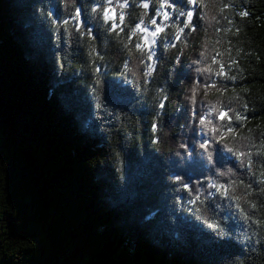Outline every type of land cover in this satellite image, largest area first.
<instances>
[{
  "label": "trees",
  "instance_id": "16d2710c",
  "mask_svg": "<svg viewBox=\"0 0 264 264\" xmlns=\"http://www.w3.org/2000/svg\"><path fill=\"white\" fill-rule=\"evenodd\" d=\"M127 2L117 36L103 19L105 0H0V264H264V227L256 222L264 195L247 197L258 210L241 200L247 219L209 187L236 181L239 196L241 181L264 187L258 148L249 171L222 147L247 151L246 136L264 142V0H200L197 30L185 29L180 42L178 13L191 5L175 0L151 61L134 48L143 34L124 45L160 0ZM76 7L95 41L63 24ZM217 52L221 63L237 60L235 81L201 71L218 67ZM210 75L229 91L198 87ZM234 93L241 99L229 106L247 119L235 140L210 146L209 161L199 117ZM200 192L207 198L195 201Z\"/></svg>",
  "mask_w": 264,
  "mask_h": 264
},
{
  "label": "snow or ice",
  "instance_id": "6c2138e0",
  "mask_svg": "<svg viewBox=\"0 0 264 264\" xmlns=\"http://www.w3.org/2000/svg\"><path fill=\"white\" fill-rule=\"evenodd\" d=\"M187 3L191 5V10L188 11H180L178 13L179 16L185 17V22L183 24V27H180L178 31L175 33V40L177 42L181 41V36L184 34L185 29H189L191 32H195L197 30L198 24L194 22V16L196 20H199V14L197 13V9L206 7L203 3L200 2V0H187ZM106 6L102 10V16L103 19L108 22L111 21L109 31L115 32L117 36H120L121 33L124 32V21H125V13L123 12V9L127 8L128 2L127 0H124L123 3H120L119 0H117V4L113 5V0H105ZM142 7L143 9L147 10L149 9V3L143 2L142 4L138 5ZM229 4H224L221 7V11H223L225 8L229 7ZM117 8H119L121 11L119 13V16L117 18ZM168 9H171L172 12L176 11V4L175 0H160L159 7L156 8L153 12V17L148 21L147 24L144 23V19L141 18L139 23L135 25L134 28L129 29V37L127 40V43H125V47L128 48L131 44V38L136 37L138 33L143 34L142 39L143 43H140L139 40L134 45V48L136 51H138L142 57L146 54V60L151 61L153 60V57L156 55L154 49V46L156 45V37L165 31L167 27H169L168 24L164 23V21H169L171 19L172 13L168 11ZM94 10H100L95 9ZM144 16H147L148 13L145 12L143 14ZM241 16H248L247 12L240 13ZM162 17V21L160 24H157V18ZM118 21V22H117ZM231 22V21H230ZM63 24L68 25L72 24L73 27H75L76 31L80 32L81 35L86 36L88 39L95 41L96 37L92 34L91 28L87 27L83 22V16L81 12L80 7H76L71 15V19H65L63 21ZM175 22H173L174 26ZM170 47H176L175 43L170 42ZM91 54L95 56L97 59L102 60V56L99 52L96 51V48L93 47L91 49ZM204 55V53H202ZM221 53L217 52L216 56L212 57V63L217 64V68H213L211 65L208 67L201 69L203 72H208L210 74H214L217 77H221L222 79L229 80V81H235L236 76L230 75L229 73L232 70V65H236L237 69L239 67L238 62L235 58L230 57V64H224L221 63L217 57H219ZM205 59H208L207 55H205ZM124 69L126 71H132L131 68H129V65L126 63L123 65ZM146 71L144 73L145 76H151L154 72V67L150 64H146ZM100 69L97 68L96 72L99 73ZM202 86L205 89V92L209 89H215L218 93H227L229 91L228 85H217V83L213 80H211V75L209 76V82L204 83ZM240 96L238 94H233L232 97L229 98L228 104L224 105L223 107H218L219 101L217 104L209 103L208 106V112L205 113L203 116L199 117V123L203 127V129H206L203 134L210 137L209 140L204 141L201 143L200 147L203 148L205 151H207L208 154V160H213V155L211 151H208L210 146L213 143H222L227 139L229 135L233 137V140L236 139V137L239 135V128L242 127L241 121L246 120V116H242L239 113H235V109L230 107L233 100H240ZM193 101L195 102V93L193 96ZM160 108H164L165 104L162 102L159 105ZM244 107H247V105H244ZM229 112H233L234 115L230 116ZM213 115H215L216 119L219 121H226V123H219L214 124L213 123ZM235 119L237 122L235 125H233L232 121ZM158 129V125H154V131ZM219 133V135H216ZM241 140H248V150L247 151H241L239 147L233 148L231 146H228L227 144H223L222 147L224 150H226L228 153H231L232 156H234L240 163L241 166L251 171L253 166V151L252 148H258V150L255 152L256 156H260L264 154V142L260 146H257L254 141H251L250 137H240ZM261 168L264 169V164L261 165ZM220 176H224V172L219 173ZM253 175H256V173H253ZM259 180L257 183L259 185L264 186V170L259 172ZM177 183H181L180 178H176ZM236 181H231L230 183H218L217 181L213 180L209 187L212 189H215L217 193L224 196L226 199L235 200L236 207L239 209L240 212H242L247 219H251V216L248 215V213L245 211L243 207H241V200H243L244 203H246L251 209L258 210L257 203L247 199L249 196H253L255 193L257 196L264 195V187H259L258 189L253 188L252 184L249 183L247 185H243V182L241 181V186H243L244 195L239 196L236 195ZM182 187L186 189L188 192H192L193 188L189 184H182ZM201 195L197 194L195 196V201H200ZM209 195H214V193H209ZM258 224H260L262 227H264V218H261L260 220L256 221ZM213 228L218 227V225L213 224L211 225Z\"/></svg>",
  "mask_w": 264,
  "mask_h": 264
},
{
  "label": "rangeland",
  "instance_id": "374dc122",
  "mask_svg": "<svg viewBox=\"0 0 264 264\" xmlns=\"http://www.w3.org/2000/svg\"><path fill=\"white\" fill-rule=\"evenodd\" d=\"M119 2H120V3H123L124 0H119ZM116 4H117V0H113V5H116ZM118 10H119V8H117V12H118ZM117 17H118V16H117ZM159 36H160V34L157 36L158 39H159ZM157 37H156V38H157ZM200 193H202V192H200ZM200 193H197V194H200ZM201 197H202V198H207V194L202 193Z\"/></svg>",
  "mask_w": 264,
  "mask_h": 264
}]
</instances>
